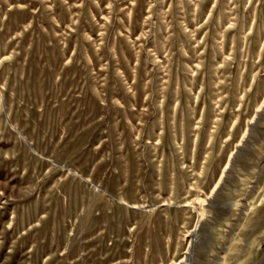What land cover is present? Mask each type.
Segmentation results:
<instances>
[{"label": "rangeland", "instance_id": "1", "mask_svg": "<svg viewBox=\"0 0 264 264\" xmlns=\"http://www.w3.org/2000/svg\"><path fill=\"white\" fill-rule=\"evenodd\" d=\"M188 254L264 264V0H0V264Z\"/></svg>", "mask_w": 264, "mask_h": 264}, {"label": "bare ground", "instance_id": "2", "mask_svg": "<svg viewBox=\"0 0 264 264\" xmlns=\"http://www.w3.org/2000/svg\"><path fill=\"white\" fill-rule=\"evenodd\" d=\"M194 235H196V232L194 233ZM191 259H192V255L188 254L186 258L183 261H181V264H191Z\"/></svg>", "mask_w": 264, "mask_h": 264}]
</instances>
